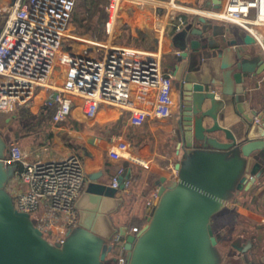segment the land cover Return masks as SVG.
<instances>
[{"label":"water","instance_id":"water-1","mask_svg":"<svg viewBox=\"0 0 264 264\" xmlns=\"http://www.w3.org/2000/svg\"><path fill=\"white\" fill-rule=\"evenodd\" d=\"M210 1L206 5L220 3ZM198 21L176 31L168 69L178 96V179L169 184L165 175L157 177V196L139 231L130 232L126 224L113 231L108 216L121 200L116 193L130 176L127 169L116 185L91 178L76 202L78 230L71 235L70 229L60 244L50 243L29 214L14 206L5 184L16 165L0 159V264H117L119 241L126 264H257L247 255L253 235L244 239L238 233L223 249L218 242L224 232L214 230L212 217L230 201L229 192L234 199L264 176V113L260 123L253 122L256 111L246 99L247 78L264 70V58L246 51L254 42L248 32L238 42L217 33L206 17ZM231 108L241 119L233 127L222 125L219 119Z\"/></svg>","mask_w":264,"mask_h":264},{"label":"built area","instance_id":"built-area-1","mask_svg":"<svg viewBox=\"0 0 264 264\" xmlns=\"http://www.w3.org/2000/svg\"><path fill=\"white\" fill-rule=\"evenodd\" d=\"M76 2L0 0V9L8 13L0 33V111L26 104L39 88H45L81 98L79 121L84 129L92 127L101 106L116 107L136 125L169 117L173 76L161 68V38L169 23L176 30L183 27L181 11L238 24L253 36L264 58V0H225L217 7H194L176 0H108L107 44L80 47L65 35ZM122 35L125 40H118ZM260 113L255 112L253 122H261ZM121 139L122 135H114L104 141L130 150V156L108 151L147 167L148 160ZM44 148L36 140L11 139L0 159L5 165H16L5 184L14 206L34 218L50 243L60 244L78 223L76 202L88 179L77 151L45 157ZM164 175L178 179L172 165L165 167ZM128 184L129 178L123 187L126 192ZM156 196L157 187L149 194L148 207ZM140 227L132 225L130 232ZM116 246L117 264H126L123 241Z\"/></svg>","mask_w":264,"mask_h":264},{"label":"crops","instance_id":"crops-1","mask_svg":"<svg viewBox=\"0 0 264 264\" xmlns=\"http://www.w3.org/2000/svg\"><path fill=\"white\" fill-rule=\"evenodd\" d=\"M176 1L194 7H207L206 2H211L210 0ZM224 1L220 0L218 5H222ZM178 14L184 19L183 26H187L193 21L199 22V15L205 16V14H196L192 11H181ZM206 19L208 25L214 26L217 33H221L227 39L236 38L238 42H241L242 36L246 33L238 24ZM176 31L174 23L171 22L166 25L165 33L161 38L163 44L161 68L166 74L169 73L168 69L173 63V54L176 52L174 43ZM118 40L124 41L125 36H120ZM96 43L100 46L107 44L106 42ZM145 44L148 45V42ZM245 47L248 53H254L257 59L260 58L261 50L257 43L253 42L245 45ZM164 54H168L167 64L164 63ZM204 61L208 63L209 60L205 59ZM257 67L260 68L261 65ZM247 79L246 99L248 100V107L264 113V70ZM49 92L54 93L51 90L39 88L33 97L35 99L36 96V99L33 101L26 118L22 120L11 119L2 129V132L8 133L11 139L25 138L41 142L45 146V157L62 156L77 151L81 156L88 181L93 178L97 181L116 185L117 181H113V177L116 176L118 179L127 169H130L127 192L123 188L116 193L117 196L121 197V200L108 216L111 219L113 231L118 230L123 224L129 226V231L132 225L141 226L146 220L148 209L146 198L156 188L157 177L164 175L167 165L174 167L179 157L177 154L178 140L175 136L176 117L170 115L167 118L150 120L141 125L134 124L136 125L134 130L136 140L131 141L132 143L128 142L129 148H132L131 150L140 157L148 160L146 167L113 155L111 152H123L130 156L132 152L128 149L121 150L116 143L104 141L114 135L123 136L132 124L128 122L125 115L120 114L116 107L101 106L96 112L92 127L88 129L82 128L80 124V111L76 114L73 109L71 114H74L75 119L72 118L66 124H58L52 119L53 114L56 113L57 103H53L54 100H52ZM171 98L174 102L171 111H174L178 106V96L173 84L171 85ZM11 115L13 118L14 115ZM241 116L240 112L231 108L230 113L222 116L219 122L222 125L233 127V121L241 119ZM118 119H121V123L118 122ZM114 123L115 130L111 131L110 126H113ZM82 145L87 148L85 153L81 150ZM226 206L253 220L258 227L264 228V176L259 178L249 190L240 191ZM108 230H110L109 227ZM238 233H241L245 237L244 239L247 238L244 232H237L234 235ZM255 263L264 264V255L255 260Z\"/></svg>","mask_w":264,"mask_h":264},{"label":"rangeland","instance_id":"rangeland-1","mask_svg":"<svg viewBox=\"0 0 264 264\" xmlns=\"http://www.w3.org/2000/svg\"><path fill=\"white\" fill-rule=\"evenodd\" d=\"M78 1L79 0H77L76 4L78 3ZM7 14L8 13L6 11L0 9V33L3 29L4 21L6 19ZM76 22H78V21H75V23ZM76 29H78V28H76L74 26L73 22L70 20L69 27H68L67 31L65 32L66 33L65 35H67L71 38L70 41H72V43L76 47H80L83 44H85V45L86 44H92L93 42H106L107 38H105L104 40L94 39L89 34H81V33L77 32ZM106 37H107V35H106ZM66 44L67 43L65 41L63 43V46L66 47ZM102 50L103 49L100 48V52H102ZM164 55H165L164 63L167 64L168 62L166 60H167L168 54H164ZM50 95L52 97V100H54L53 103L54 104L57 103L56 104L57 105L56 113L53 114V116H52V119L56 123L66 124L67 122H69V120L74 118L75 117L74 114H71L72 109L75 110L76 114L80 111V102H81L80 97L73 95V94H70V93H65V92L50 93ZM65 95L66 96L70 95L74 98H73L72 102H69L65 107H60V101L58 99H61ZM35 99H36V96H35ZM35 99L27 102L24 105L16 106L11 112L0 111V156L3 155L5 149L7 148V146L9 145V142L11 140L10 135L8 133L2 132V129L7 125V123L9 121H11V119H15V120L25 119L28 112L30 111L31 105L33 104V101ZM14 111H16V113H14ZM18 111H19V113H18ZM23 112H24V115L22 114ZM11 114L14 115L13 118H12ZM120 114L124 115V113H120ZM171 115L174 117H177V109L174 111H171ZM57 120H58V122H57ZM121 140H126L127 142H131V141L134 142V139L130 140L129 137L127 136V131H125ZM100 145L102 146V144H100ZM181 153H183V152H181ZM178 159H180V160L183 159V154H180ZM173 183H174L173 181L169 180V184H173ZM226 197L229 200H232L233 194L231 192H229L226 195ZM148 198H149V195L146 198V201ZM32 220L34 223H36L34 218ZM212 226H213L215 231H224L225 238L221 239V241L218 242V243H221L220 246L223 249L226 248V246L228 244L229 239H227V238H231L235 233L242 232L241 230H244L243 232H244V234H246L247 237H250L251 234L255 233L253 235V245L250 249H248L247 255H248L249 259L254 260V261L257 260L260 256L264 255V228L258 227L257 224H255V222L253 220L248 219L245 216L236 212L235 210L230 209L229 207L225 206V207H223V209L221 211H219L218 213H216L212 217ZM77 230H78V226L76 224L72 228L71 235H74ZM216 241L217 240L215 238L211 241V250H212L213 254H215V256H214L215 257V263H216V261L219 260L217 257V252H216V244H217Z\"/></svg>","mask_w":264,"mask_h":264},{"label":"trees","instance_id":"trees-1","mask_svg":"<svg viewBox=\"0 0 264 264\" xmlns=\"http://www.w3.org/2000/svg\"><path fill=\"white\" fill-rule=\"evenodd\" d=\"M107 2L108 0H79L71 17L74 26L78 28L76 29L77 32L89 34L94 39L104 40L106 38ZM75 21L78 22L75 23ZM22 114L24 115V112ZM118 122L121 123V119H118ZM135 126L131 124L127 128V136L130 140H136L134 136ZM114 128L115 123L110 126V130L114 131Z\"/></svg>","mask_w":264,"mask_h":264},{"label":"bare ground","instance_id":"bare-ground-1","mask_svg":"<svg viewBox=\"0 0 264 264\" xmlns=\"http://www.w3.org/2000/svg\"><path fill=\"white\" fill-rule=\"evenodd\" d=\"M69 96L65 95L61 99H58L60 101V107H65L69 102H72L73 98H72V96H70V97Z\"/></svg>","mask_w":264,"mask_h":264}]
</instances>
